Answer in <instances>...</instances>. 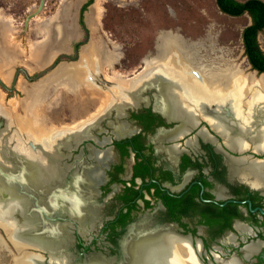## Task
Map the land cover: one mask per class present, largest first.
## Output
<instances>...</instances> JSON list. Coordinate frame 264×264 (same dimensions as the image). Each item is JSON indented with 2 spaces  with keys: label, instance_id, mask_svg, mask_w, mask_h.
I'll list each match as a JSON object with an SVG mask.
<instances>
[{
  "label": "flooded vegetation",
  "instance_id": "1",
  "mask_svg": "<svg viewBox=\"0 0 264 264\" xmlns=\"http://www.w3.org/2000/svg\"><path fill=\"white\" fill-rule=\"evenodd\" d=\"M73 1L77 2L74 8H79L81 0ZM84 1L79 12L73 13V38L63 43V49L54 58L44 67L34 68L32 78L23 67L15 69L14 87L20 74L33 83L61 65L79 68L84 80L82 86L76 82L75 129L70 127L73 124L62 125L57 128L53 141L45 139L43 144L25 134L17 136L14 130L9 133L14 142L25 135L27 152L19 153L31 155L28 160L33 163V157L39 155V162L43 164L41 170L33 163L22 165L21 162L18 167L15 178L20 174L17 180L21 187L28 181V186L35 185L27 189L31 197L27 200L42 196L43 207L47 206L45 209L50 214L56 213L54 217L62 224L67 215L51 211L57 201L79 221L81 227L76 226L80 232L73 230L69 250L77 264L91 255H100L112 260L110 264H118L124 249L125 257L132 258L133 244L137 243L146 245L136 256L138 264H142L154 250L162 245L168 248L176 240L186 244L197 264H220L234 259L237 264H264V166L262 184L256 183L260 175L252 168L264 163V145L254 150L262 139L252 137L251 132L247 137L227 138L212 124L213 119L218 122L220 118L215 106L200 110L186 99L176 104L170 94L171 82L163 75L148 71L141 78L146 73L141 71L144 59H153L156 52L141 60V69L131 75L114 70L115 66H123L118 49L115 51L118 58L111 69L98 58H84L82 51L98 41L108 51L114 48L107 40L94 37L96 25L91 32L88 30L83 18L86 9H83L93 3ZM66 4L63 2L55 14L62 12ZM25 18L20 38L29 34L30 23L26 31L23 29ZM60 26L59 21H54L46 28L49 43L61 42ZM15 47L14 56L18 60L19 49ZM112 71L132 87L119 92L110 80ZM105 94L110 97L109 107L99 111ZM177 107L182 113H178ZM220 115L223 120L232 118L227 107ZM51 121L49 117L43 119L44 126H53ZM260 122L257 129L263 126L260 127ZM0 123L1 132L5 129L1 117ZM30 140L38 142L44 152L32 151L28 146ZM54 147L58 150H52ZM37 187H42V191ZM49 187L60 189L52 199ZM42 228L45 231L42 235L48 238L65 234L60 226ZM251 245L256 250L246 258L243 250ZM62 254L63 251L58 252L57 257Z\"/></svg>",
  "mask_w": 264,
  "mask_h": 264
},
{
  "label": "bare ground",
  "instance_id": "2",
  "mask_svg": "<svg viewBox=\"0 0 264 264\" xmlns=\"http://www.w3.org/2000/svg\"><path fill=\"white\" fill-rule=\"evenodd\" d=\"M67 3L68 6L66 8H65L66 5L63 6L62 12L61 11L57 12L55 20H53L54 18H49L46 21L40 22L39 26L41 30L37 29V32L38 34L41 35V37L39 40L32 42L31 47H33V51H34L33 58L39 62L40 68L42 65L47 64L49 60L54 58L57 55V53L63 49L64 46L63 43L72 39L75 34L74 25H73L74 23L73 8L76 6L77 2L73 0L72 1L68 0ZM98 18H99V10L98 8H96L95 5L93 11V17L92 15L91 17H88L87 22L90 26H92L94 25V21L95 22L98 21ZM54 21L57 22L59 21L61 24L60 26L61 28L58 27L59 28L58 35L61 36V40H60L61 42L49 43L50 41H48V38L46 36V31H47L46 28H48V26L52 24V22L54 23ZM156 47H157V54L153 59L151 58L149 62H145L146 69L144 71H146V73H143L140 76L141 78L144 76V74L149 73L148 71L163 75L165 78L168 79V81L171 82L170 86L172 87V89L170 94L172 96L173 102H175L176 104H180L182 100L186 99L200 110L204 109L205 106L213 105L215 106V109L217 111V114L216 113L215 114L218 117H220L218 118L220 121L218 120V122H216V120L213 119L212 124L213 126L219 128V129L217 128V130H220L221 134H224V136H227V138L235 137V139H237L238 137L240 136L243 137L245 135H248V132H251L252 137L259 136L262 139L261 144L258 145L257 147L255 146L254 150H257L264 145V124H263L264 123V118H263L264 117V82L262 78L258 77L260 79L250 83L251 82L250 76H247L245 78L233 77L235 74V70L227 67V65L223 63H220L217 67L213 65L205 64L202 61V59L199 60L190 49H186L184 46H182L179 43V41L175 38V36L165 37L162 38L160 41L158 40ZM115 48L116 47L114 46L112 51H108V49L103 45V43L101 41H98L95 44H91L89 49H84L82 51V55L84 58L85 56L90 58L92 57L98 58L100 59L101 62H103L104 66L111 69L112 64L118 58V54H116ZM0 54L4 56L6 55L7 58L15 57L12 56L13 53L11 54L9 53V51H6L3 48L1 42H0ZM78 69L79 68L75 66L61 65L56 70H54V72L47 75L35 87L34 86L30 88L24 87L23 93L25 97L20 102L19 105L24 110L25 117L20 118L18 120L19 126L17 125V127L19 128L21 127L22 129H27L28 131H30L32 136L37 141H39L40 144H43V140L45 139L49 141H53L52 139L58 133V129H54L51 126L50 127L44 126L43 120L40 119V117L38 116V109L42 106L44 102L48 100V98H50L51 95H53V93H55L54 91L59 88L66 90L68 93L76 94L77 92L76 82L78 85L81 86H82L81 81L84 82V80H82L83 74ZM110 76H111L110 80L114 81L113 82L115 83L114 86L117 87L119 92L120 89H130L132 87V84L123 80L120 76L115 75L113 71L110 74ZM138 78L136 80H139ZM109 103H110V97L106 96V98L102 99L99 104V108H98L99 111L104 109L106 110V108L109 107L108 106ZM224 107H227L228 110L230 111V114L232 115L231 119L228 120L221 119L220 111H222ZM180 109L181 108L177 107L178 113L179 111L182 113V110ZM1 112L2 111L0 109V113ZM259 119L263 120L261 121L262 123L260 122ZM259 122L261 123L260 127L262 125L263 126L257 129L258 127L256 128V126L257 124H259ZM70 127L73 130L77 127V125L73 124ZM59 130H61V128ZM1 139H0V146L3 147L4 149L6 141L4 137H1ZM8 141L12 142V139L9 140L8 138L7 143ZM11 144H13L12 148L13 149L15 148L17 152L20 151L24 153L27 152V149L25 148V144L22 143L20 139H17V142ZM18 144L21 146H18ZM243 148L245 149L244 143H243ZM263 166L264 163L261 165L258 164L252 166V168L256 169L258 174L260 175V179L256 182L257 184L263 183L262 182L263 180H261L263 177L261 168ZM38 178H40V176ZM27 183L21 187L22 184H20L19 181L17 182L15 180L14 181L4 180L0 178V221L1 219H5L9 221L11 226H14V247L18 251L23 248V245L19 240L15 238L16 232H18V234L21 235V231L23 230L25 231L26 229H28V234L33 237L35 229L37 228V223L39 226L41 220L43 221V219L40 218L41 216L39 215V212L35 208H33V205L35 203H39L43 205L42 196H38V200L34 202L33 200L31 201L27 200V197L26 198L24 197L25 195L22 196V194H20L21 189H25L24 192H28V190L31 189L29 186L35 188V185L33 186L29 184L28 186ZM37 190L41 192L42 187H37ZM32 192H36V190L34 191L32 190ZM6 196H8L9 200L4 201L3 199H6L7 198ZM59 207L60 205L56 201L55 205L51 207L52 209L51 211H56L57 208L60 209ZM67 209L69 208L67 207ZM13 214H14V223L10 222L12 220L11 215ZM22 221H25V223L22 224ZM6 231L10 235L13 232L12 228H7ZM34 238L37 241L35 242V245H37V247H41L46 251L54 252V254L51 256V261H50L51 264L70 263L71 259L69 256L67 257L64 254H62L59 257H57L58 252L64 251L65 247L69 243L67 236L65 234H62L60 237L56 239L48 238L45 237L44 235L38 236L34 234ZM143 246L146 245L137 244L134 247L133 252L135 259H137L136 256H138V254L141 253V248ZM147 249L148 248H146V251ZM253 250H256V247L253 245L246 247L243 250L244 256L247 258ZM128 257L130 256L128 255ZM32 258L36 259L37 257L29 256L23 253L22 255L14 259V264H29L30 263L29 261L32 260ZM30 264H37V263L33 260V263ZM92 264H102V263L93 262ZM142 264H197V263L193 255L189 252L186 244L176 240V243L170 244L168 248L162 245L160 249L154 250L151 253V255L147 257L145 261L142 262ZM220 264H237V262L234 259L228 261L227 263L222 261L220 262Z\"/></svg>",
  "mask_w": 264,
  "mask_h": 264
},
{
  "label": "rangeland",
  "instance_id": "3",
  "mask_svg": "<svg viewBox=\"0 0 264 264\" xmlns=\"http://www.w3.org/2000/svg\"><path fill=\"white\" fill-rule=\"evenodd\" d=\"M91 1L93 4L86 8L83 18L90 32L94 25L98 28L96 29L97 36L94 37L107 40L120 52L122 57L120 64L123 66L122 68L115 66L114 69L118 73L131 75L135 70L139 71L141 69L139 65H142L141 60L157 53L158 40L175 36L182 46L190 49L205 64L217 67L223 63L235 70L233 77L250 76V83L260 78L264 82V77L258 78V76L249 74L252 70L249 69L243 54L241 34L243 29L250 24V18L247 15L234 18L222 14L215 0ZM38 2L39 0H0V42L6 51L13 53L12 56H14V47L19 49L18 60L15 57L7 58L6 55L0 54V109L2 111L0 117L5 123V129L0 132V139L4 136L8 137L10 132L15 131L17 135L25 134L37 141L30 131L17 127L18 120L25 117L24 110L19 104L25 97L23 88L35 87L44 78L32 83L20 74L14 87V74L16 68L23 67L28 77L32 78L35 73L34 68H40L39 62L33 58L32 42L41 37L36 32L37 29L41 30L40 22L49 18L55 20V13L64 1L46 0L42 12L30 22L29 34L20 38L21 23L25 16L34 10ZM84 3L85 1L81 0L79 8L75 10L77 13ZM95 5L99 10V18L98 21H94V25L90 26L87 19L91 15L93 17ZM67 6L68 3L65 8ZM258 43L264 53V31L259 34ZM54 92L38 109V116L42 120L46 117L51 118V125H53L51 127L54 129L65 124H73L76 121L74 101L76 94L68 93L61 88ZM106 96L108 94L101 98L104 99ZM0 228H3L0 229L2 240L0 243L3 248L0 250V264H14V259L22 255L23 251H18L14 247V240L6 231L7 228H12L9 221L1 219ZM14 249L17 251L16 254H14ZM32 252L38 253L37 251Z\"/></svg>",
  "mask_w": 264,
  "mask_h": 264
},
{
  "label": "water",
  "instance_id": "4",
  "mask_svg": "<svg viewBox=\"0 0 264 264\" xmlns=\"http://www.w3.org/2000/svg\"><path fill=\"white\" fill-rule=\"evenodd\" d=\"M67 1L68 0L64 1V3L66 4ZM44 4H45V0H40L37 8L35 10H32L26 16L25 21H24V27H23L24 31L27 30V27H28V24L30 23V21L33 18L37 17L42 12V10L44 8ZM75 12L76 11H73V13H75ZM149 60L150 59L145 58L144 62H149ZM248 66H249V69H251L249 64H248ZM145 69H146V65L143 67V69L141 71H144ZM249 74H252V75L258 76V77H264V73L263 74H258L256 71H253V70ZM0 83H1V81H0ZM0 126H1V123H0ZM8 136H9V139H10V134H8ZM4 137H5L4 139L7 138V136H4ZM11 139H12V142H13L14 140H13L12 137H11ZM25 139H26V136L22 135V140H21L22 143L25 142ZM10 143H11V141H8V145L9 146L7 145V147H5L4 149H3V147L0 146V178L4 179V180H11V181L16 180V181H18L17 179H18V176L20 174L17 175V179L15 178V175H16V172L18 171V167L21 166L20 163L22 162L21 163L22 165H30L33 162H31L32 160H28V157H30V156H28V155H26L24 153L20 154L19 152H17L15 150V148H14V150L11 149ZM28 146L34 152H44V150H43L44 148H41L40 147L41 145L38 142L30 140L28 142ZM25 148H27V147L25 146ZM52 150H56L57 151L58 147H54ZM38 157H39V155H38ZM38 157L33 158V159H35L34 160L35 162L33 164L37 165V167L41 170V168H43V166H42L43 164H40L41 162H39ZM50 183L53 184L55 182L51 181ZM49 188H50V191L52 193V194L50 193L51 194V196H50L51 198H53L56 194H58V191H60V189H57L55 187L54 188L49 187ZM65 190L66 189H64V191ZM18 191H19V189H18ZM24 191H25V189H21L20 190V194H22V196L25 195L24 197L25 198L27 197L30 200L31 199V197L29 196L30 192L26 193ZM62 193H63V191H62ZM6 197H5L6 199H3L4 201L9 200L8 196H6ZM36 200H37V198L34 196V202H36ZM33 208H35L39 212V215L41 216L40 218L45 221L44 222V221L41 220V223H40L39 226H38V223H37V228L35 229L34 234L39 236V235H42L43 233H45V231H43V228H42L44 226H56V227L60 226V227H62L63 230L65 231V234L67 235V239L69 240V243L65 247L63 253L67 254V255H69L71 257V260H70L71 264H77L76 263V259H74V257L71 255V253H69V250H70V248L72 246L73 230L76 229L78 232H80L79 229L76 226V224H78V226L81 227L79 221H77L75 217H72V215L68 211L64 210L62 207H60V209L57 208V210L55 211L57 213L58 212L63 213L62 215H64V214L67 215V219L64 220V222L62 224H60L58 222L59 221L58 218L54 217L56 213L50 214L49 212L46 211V209H45V207H43V205H41L39 203H35L33 205ZM13 213H14V211H13ZM11 218H12V220L10 222L14 223V214L11 215ZM23 223H25V221H22V224ZM0 229H3V228H0ZM12 231L13 232L10 235V238H12V240H14L13 239L14 238V226H12ZM34 234H33V237L30 236L28 234V229H26L25 231L24 230L21 231V235H19L18 232H16L15 238L17 240H19L21 242V244L23 245V249H21V250L23 251L24 254H27L29 256L37 257L36 259L32 258V260L29 261L30 263H33V260H34L37 264H51L50 261H51V256L53 254L51 255L50 252L44 250L41 247H37V245H35V242H37V241L34 238ZM133 245H134V247L136 246V244H133ZM122 246H123L122 248L124 249V243L122 244ZM29 248L33 249V250H36L38 253L33 254L32 252H30L28 250ZM14 252H15L14 254L17 253V251L15 249H14ZM131 255H132V258L130 257V258L127 259L125 257V252L123 250L122 257H121V259H120L118 264H138L139 261L138 262L136 261L133 251H132ZM137 260H139V259H137ZM93 262H101L102 264H110V262L113 263L112 260H108L106 258L100 257V255L99 256L91 255V256H86L85 260H83L82 262H80L78 264H92Z\"/></svg>",
  "mask_w": 264,
  "mask_h": 264
},
{
  "label": "trees",
  "instance_id": "5",
  "mask_svg": "<svg viewBox=\"0 0 264 264\" xmlns=\"http://www.w3.org/2000/svg\"><path fill=\"white\" fill-rule=\"evenodd\" d=\"M91 3L90 0L89 4ZM215 3L218 10L226 16L238 18L247 15L250 18V24L241 34L243 54L251 69L258 74H263L264 53L258 43V36L264 31V1L215 0Z\"/></svg>",
  "mask_w": 264,
  "mask_h": 264
}]
</instances>
